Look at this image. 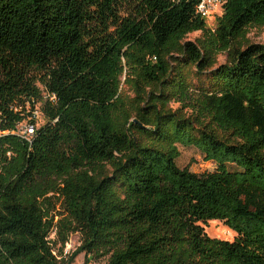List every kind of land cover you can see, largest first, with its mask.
Returning a JSON list of instances; mask_svg holds the SVG:
<instances>
[{
	"label": "trees",
	"instance_id": "16d2710c",
	"mask_svg": "<svg viewBox=\"0 0 264 264\" xmlns=\"http://www.w3.org/2000/svg\"><path fill=\"white\" fill-rule=\"evenodd\" d=\"M197 2L0 0V264H264V0Z\"/></svg>",
	"mask_w": 264,
	"mask_h": 264
},
{
	"label": "rangeland",
	"instance_id": "374dc122",
	"mask_svg": "<svg viewBox=\"0 0 264 264\" xmlns=\"http://www.w3.org/2000/svg\"><path fill=\"white\" fill-rule=\"evenodd\" d=\"M222 16V12L217 14L214 19L205 21L206 25L210 29H214L217 24V20ZM200 34L194 33L188 37L189 40H195ZM247 39L252 44L264 45V26H257L248 30ZM218 62L223 64L225 62L224 56H219ZM124 93H127V89L122 88ZM39 125L42 124L39 119ZM179 151V157L177 158V165L180 168H189V170L196 174H202L205 172H213L216 169V165L213 162L204 161L202 154L194 147H184L182 145L177 146ZM205 234L211 239L225 240L232 242L235 239V234L226 227L222 222L211 221L206 224H201ZM79 239L76 235H73L69 241L72 244V251L78 246ZM84 254H79L74 259L72 264H83Z\"/></svg>",
	"mask_w": 264,
	"mask_h": 264
},
{
	"label": "built area",
	"instance_id": "2783aa9c",
	"mask_svg": "<svg viewBox=\"0 0 264 264\" xmlns=\"http://www.w3.org/2000/svg\"><path fill=\"white\" fill-rule=\"evenodd\" d=\"M224 2L225 0H198L195 13L204 21L214 19L217 14L222 12ZM42 95L45 98V92H43ZM39 107V105H35L34 109L29 110L28 112L31 115L29 120L18 124L15 130V133L18 136L22 137L29 143L31 142L32 136L35 134V127L31 125L29 121L30 119H34L35 121H39V119H41ZM72 248V244L68 242L64 248V255H70L74 251H72Z\"/></svg>",
	"mask_w": 264,
	"mask_h": 264
}]
</instances>
